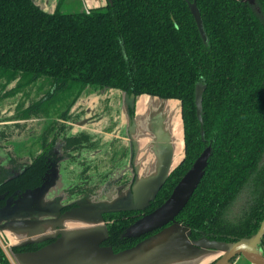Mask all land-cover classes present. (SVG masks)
Masks as SVG:
<instances>
[{
	"label": "trees",
	"instance_id": "trees-1",
	"mask_svg": "<svg viewBox=\"0 0 264 264\" xmlns=\"http://www.w3.org/2000/svg\"><path fill=\"white\" fill-rule=\"evenodd\" d=\"M110 2L88 12L63 13L57 6L47 13L32 0H0V100L19 92L29 100L37 92L25 118L50 113L68 96L77 100L94 88L180 101L183 159L144 208L102 213L101 245L119 253L172 223L185 227L193 244L250 238L264 218V0L254 7L240 0ZM192 2L206 41L189 11ZM198 86L205 87L201 121ZM134 108L128 107L130 118ZM206 149L203 175L173 222L125 237L123 231L166 202ZM37 163L26 168L27 179L41 173ZM131 214L142 216L132 223ZM56 240L11 252H36ZM258 248L264 256V235ZM0 264H12L1 246Z\"/></svg>",
	"mask_w": 264,
	"mask_h": 264
},
{
	"label": "crops",
	"instance_id": "crops-1",
	"mask_svg": "<svg viewBox=\"0 0 264 264\" xmlns=\"http://www.w3.org/2000/svg\"><path fill=\"white\" fill-rule=\"evenodd\" d=\"M61 1L33 0L47 13L54 12ZM75 1L79 11L107 4V0ZM134 102V121L129 122L128 117L125 121L129 123L128 137L134 149L136 178L132 191L127 192L126 199L122 205L117 204L116 209L145 205L163 176L180 161L183 152L179 104L149 96H140ZM25 209L33 211L34 205H27ZM54 213L20 217L14 214L12 207L0 211V237L7 248L37 243L55 236L59 238L39 252L10 255L12 264H157L156 256L162 253L173 259H166L162 264H210L222 252L221 245L208 241H201L197 247H189L183 241L184 230L169 226L163 233L127 253L114 255L95 248L104 237L99 213L88 209L69 210L59 217ZM201 255L203 258L199 259ZM230 264L250 263L237 256Z\"/></svg>",
	"mask_w": 264,
	"mask_h": 264
},
{
	"label": "flooded vegetation",
	"instance_id": "flooded-vegetation-1",
	"mask_svg": "<svg viewBox=\"0 0 264 264\" xmlns=\"http://www.w3.org/2000/svg\"><path fill=\"white\" fill-rule=\"evenodd\" d=\"M29 96L32 99H27L24 108L25 103L20 102L19 107L10 112L5 110L7 102L18 98L25 101L24 92L0 100V211L13 207L26 192L42 190L47 182L50 185L53 181H56L55 184L63 196L71 200L59 207L60 214L76 207L80 201H113L132 191L136 178L134 149L129 134L127 137L115 136L118 123L112 119L109 125L103 127V124L94 127L87 124L77 125L83 112L69 111L68 108L59 115L58 122L48 123L37 135L35 148L28 149L26 155H17L10 142L24 135L25 127L23 128L21 121L46 119L50 116L48 112L45 115L39 113L40 115L25 118L23 110L30 101L38 100L34 94ZM105 100L107 99L103 101ZM98 111L91 119L96 117L95 121H98L108 114H119L116 109L114 111L106 107ZM37 160L42 167L41 173L32 176L34 179H27L23 173ZM239 205L233 204L232 209L236 211ZM141 216L131 214L128 218L133 223ZM0 240L4 244L1 237Z\"/></svg>",
	"mask_w": 264,
	"mask_h": 264
},
{
	"label": "water",
	"instance_id": "water-1",
	"mask_svg": "<svg viewBox=\"0 0 264 264\" xmlns=\"http://www.w3.org/2000/svg\"><path fill=\"white\" fill-rule=\"evenodd\" d=\"M240 1L247 3L252 7L255 6V0H240ZM107 2L109 4L111 3L110 0H107ZM187 5L189 7V11H190V13L194 19V22L196 24V27L199 31L201 38L203 39V41H206V36H205L204 31H203V26H202V21H201V17L199 14V10L197 9L194 2L187 3ZM204 89H205L204 86H202V87L198 86L196 88V92H195L196 116H197L199 121H201V110H202L201 99H202V93H203ZM123 95H124L126 101L128 102L127 108H126L127 109V115H128V107L129 106H135L134 100H135V98L138 99L140 96H137V97L130 96L129 97L124 93H123ZM141 96H147V95H141ZM149 97L159 99L161 101H175L179 104V107H180L179 108V121H180V126H181V138H182V144H183V152H182V156H181L180 161L175 166H173L169 171H167V173L163 176V179L159 182V184L157 185V187L153 191L152 195L147 200L146 204L143 206H132V207H128V208L116 209V206H117V203L115 202L116 200H113L110 202H97V201L85 200L82 203H78V206L76 208L71 209L70 211H81L82 209L94 210L95 212H97L101 215V220L103 222V219H102V213L103 212L142 209L148 204L149 201L153 200L157 191L161 187L162 183L169 176L171 171L181 162V160L183 159V156H184L183 125H182V119H181V114H182L181 103H180V101L174 100V99H161V98L155 97V96H149ZM125 106H126V102H125ZM134 111H135V108H134ZM127 117H129V115ZM131 121L132 122L134 121V116L132 117V119H129V122H131ZM208 157H209V150L206 149L197 158V160L194 162L192 167L183 176V178L179 181V183L176 185V187L174 188L173 192L171 193L170 197L166 200V202L161 207L156 209L154 212L149 214L148 216L143 217L142 219L138 220L133 225H131L126 230L124 236L125 237H136V236H139L141 234L150 232L152 230L159 229L169 222H173V218L186 204L189 196L192 194L194 188L196 187L199 180L201 179L203 172H204V169H205V166H206V163H207V160H208ZM47 185H48V182H47ZM53 215H55L56 217H59L60 216L59 210L55 211V213ZM169 226L170 227L176 226V227H179V228L184 230L183 241H184L185 245H187L189 247H197L201 241H208V240L204 239V240H200V241L196 242L195 244H193L188 239V231L185 227H183L177 223H172ZM169 226H167L163 230L159 231L155 235L149 237L148 239L143 240L142 242H140L136 246L132 247L131 249H128V250H125V251H122L119 253H113L110 248L101 246V243L103 242V240L106 237V229H105V225L103 222L104 237L100 242H98L96 244L95 248L98 250L110 252L111 254H114V255L124 254V253H127L128 251L138 247L140 244L144 243L145 241L163 233L164 231H166V229ZM263 235H264V218H263L262 222L260 223V226H259L257 232L254 235H252L250 238H244V239H241V240L234 242L232 244L212 242V243H215V244L222 246V252L218 253V255L215 257L216 260L212 264H230L235 259V257H237V256H242L250 264H264V256L262 255L261 250L258 248V244H259L260 239L262 238ZM55 237H57V240L55 241V242H57L59 238H58V236H55ZM51 238H53V237H51ZM55 242H53V243H55ZM208 242H210V241H208ZM27 244H31V243H27ZM23 245H26V244H23ZM23 245L8 247V251H9L10 255L16 254V253L11 252V248L19 247V246H23ZM45 247H47V246H45ZM45 247L41 248L40 250H38L36 252L41 251ZM156 250H158V249H156ZM28 253H34V252H28ZM153 254L155 255V251H153ZM168 256H170V255H168L166 253H162L161 256H156V259L158 260L157 264H162L164 260L171 259V258H168ZM201 258H203L202 255L199 256V259H201ZM171 260H173V259H171Z\"/></svg>",
	"mask_w": 264,
	"mask_h": 264
},
{
	"label": "rangeland",
	"instance_id": "rangeland-1",
	"mask_svg": "<svg viewBox=\"0 0 264 264\" xmlns=\"http://www.w3.org/2000/svg\"><path fill=\"white\" fill-rule=\"evenodd\" d=\"M60 11L63 13L78 12L79 6L77 5V2L75 0H62L60 4ZM35 93L36 95L34 94V96L36 97L38 93ZM104 99L107 100L103 101ZM10 101L7 102L5 108V110H7L8 112H10V110L15 111V109L19 107L20 102L25 103L23 105V108L27 105V99H25V101H22L18 98V100L14 99ZM127 104L128 102L126 101L123 93L119 90L114 89H100L96 91V88H94L93 90L84 92L81 96L78 97L77 100H74L71 98V96H68L66 100H62L51 109L50 116H47L48 118H32L29 120L21 121V125H23V128L25 127L24 135L22 137L20 136L16 139L11 140L10 144L17 155H26L25 153L28 149L35 148L34 146H36L37 144L35 140L37 138V135L42 132L43 128L48 123H51L53 121V123L58 122L59 115L68 110V108L70 109L69 111L74 110L83 112L80 118V122H78L77 125L87 124L88 126L94 127L103 124V127L105 125H109L112 119L113 122L118 123V127L115 130V136L127 137V132L129 129V123L125 121L126 117L128 116L126 109ZM105 107L107 109L112 108V110L114 111L116 109L119 114L113 115L111 113L106 117H102L98 121H95L96 117H94V119H91L93 115L99 112L98 110H102ZM75 130L77 131L78 129ZM21 132L23 133V130ZM55 183L56 181H53L50 185L46 186L42 190L26 192L18 201H16V203L12 207V211L14 212V214H18L20 215V217L46 216L51 212L59 210V207H61L63 204L70 203L71 200L63 196L61 190L58 189V186H56ZM126 197L127 194L118 199L117 204L122 205ZM82 202L84 201H80L79 203ZM27 205H34L33 211H27L25 209Z\"/></svg>",
	"mask_w": 264,
	"mask_h": 264
},
{
	"label": "built area",
	"instance_id": "built-area-1",
	"mask_svg": "<svg viewBox=\"0 0 264 264\" xmlns=\"http://www.w3.org/2000/svg\"><path fill=\"white\" fill-rule=\"evenodd\" d=\"M86 12H88V11H86ZM0 246L3 248V250L7 253V255L10 257V253H9V251H8V248L1 242V240H0Z\"/></svg>",
	"mask_w": 264,
	"mask_h": 264
}]
</instances>
